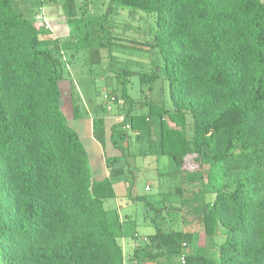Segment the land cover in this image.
Instances as JSON below:
<instances>
[{"label": "trees", "instance_id": "1", "mask_svg": "<svg viewBox=\"0 0 264 264\" xmlns=\"http://www.w3.org/2000/svg\"><path fill=\"white\" fill-rule=\"evenodd\" d=\"M42 3L29 6L35 13ZM21 5L0 0V264H159L183 243L184 264H264V0L108 1L110 13L122 5L130 20L154 18L149 36L172 107L144 99L137 108L128 69L120 71L113 95L125 106L117 105L121 118L110 126L120 154L106 163L122 158L130 166L133 135L168 158L159 177L174 183L199 174L207 184L177 186L179 199L168 208L185 228L164 230L152 218L154 232L127 259L104 206L112 183L92 176L62 110L59 42ZM73 21L72 39L88 38ZM114 27L90 32L109 36ZM158 72H140L141 87L150 91ZM71 104L76 117L80 106L75 98ZM92 133L104 141L102 116L93 118ZM147 203L157 214L167 208Z\"/></svg>", "mask_w": 264, "mask_h": 264}, {"label": "rangeland", "instance_id": "2", "mask_svg": "<svg viewBox=\"0 0 264 264\" xmlns=\"http://www.w3.org/2000/svg\"><path fill=\"white\" fill-rule=\"evenodd\" d=\"M16 1L26 5L30 2V0ZM63 1L68 4V12L74 11L77 13L76 16L79 18L78 22L82 31L89 33L88 38H84L85 33H83L72 42L60 44L61 47L65 48L67 58L66 56L63 58V54L58 52L63 61L65 60L68 63L59 66L60 72L63 73L62 78L67 79L60 82V89L62 110L72 128L75 127L74 125L78 121L74 120L72 116L70 83L75 85L76 89L74 91L80 105H85V107L83 106V115L87 114L88 109L93 113L100 110L99 113L103 114L102 109L112 110L111 113H113L116 111L117 105L122 106L121 110L125 106L123 101L122 104L113 103L109 109L107 108L109 96L113 95L120 86L121 79L118 77V73L124 69H128L129 75L126 73L128 77L127 90L136 100L137 108H141L146 99L161 100L166 107H172L168 96L167 82L162 73L158 72L161 59L157 50H155V44L151 42L149 36L150 29L154 25L152 16H143L140 19L135 17L130 20L127 7L122 5L116 6L114 11L110 13L107 11L109 0H89V10H77L75 4H80L78 0ZM83 1L86 2L87 0ZM21 7L24 9L23 5ZM23 13L29 18L33 17L31 11H23ZM107 13L108 15L105 17ZM81 14H84V16L81 17ZM138 16L140 15L138 14ZM35 22L38 23V21ZM128 23H131V27ZM101 25H113L115 27L112 28L109 36L97 31L101 34V37H99L97 34L94 35L95 33L90 32ZM36 26L40 25L36 24ZM100 41L104 44L107 41L110 46H100ZM155 71L158 72V78L152 84V89L149 91L147 85L142 88L138 79L139 73ZM68 81L70 82L68 83ZM82 100L83 102H81ZM99 104H104V108H100ZM190 121L191 117L187 115L186 132L188 135L191 133V130H189ZM81 137L87 143L85 134L82 133ZM188 144L190 148L193 145L191 141ZM128 150L130 153V166L129 168L128 166L125 167L126 179L133 195L122 199L120 202H116L112 198L104 200L108 218L112 222V229L123 245L125 259L131 255L136 244H143L145 236L154 232L152 218H155L159 223L158 225L164 230L185 228L178 210L168 208V205L176 204L177 199H179L177 186L182 187L184 190L207 186L205 178L199 174L194 176L193 179L187 177L183 180L178 177L174 183L165 180L164 177H159L158 172H164L169 167L168 158L165 155L151 152L148 150L145 141H137L133 135H130ZM141 150L145 154H139ZM189 165L191 169L195 168L194 163ZM136 195L140 198L135 197ZM147 202L154 205V208H163L165 205L167 208L165 207L166 209H163L159 215ZM161 214H163V217H160ZM122 218H124V221ZM192 228L197 227L190 226V229ZM216 239L219 240L220 237L217 236ZM181 254V251L175 253L170 258H164L159 264H180Z\"/></svg>", "mask_w": 264, "mask_h": 264}, {"label": "crops", "instance_id": "3", "mask_svg": "<svg viewBox=\"0 0 264 264\" xmlns=\"http://www.w3.org/2000/svg\"><path fill=\"white\" fill-rule=\"evenodd\" d=\"M80 4H75V7L77 10H89V0L86 2H83L81 0H78ZM82 3V6H81ZM30 4H23L24 9L21 7L22 11L29 12L31 11L34 20L38 21L36 23L40 26H45L52 34V36L57 40L59 52L63 54V58L66 56V50L64 47H61V43H68L70 39H72V29H73V23L74 19H78V16H76V12H68V4L63 0H43L42 5H40L37 9V11L34 13L30 6ZM89 6V7H88ZM86 8V9H85ZM84 16V14H81V17ZM80 36V35H79ZM78 36V37H79ZM75 39H72L74 41ZM70 41V42H72ZM68 56H66L67 58ZM68 63H66L67 65ZM62 80H67L63 79ZM61 80V81H62ZM60 81V82H61ZM70 81H68L69 83ZM70 99L75 98L80 106V112L78 116L73 118L74 120H77L78 122L74 125V129L78 133L82 143L84 144L87 155H88V163L91 170V174L95 179H101L104 177H107L110 179L112 183V187L114 190V196L112 197L113 200L116 202H120L122 199L127 198L128 196H132L133 192L129 189V184L126 179V164L124 163V160L122 158L120 160H116L115 162L111 164H107L106 159L111 156H118L120 152L113 146L110 135L111 130L110 126L120 119L119 109L117 108L115 112L111 113V111L107 110H101L103 111V114H100V110H97L99 112L93 113L91 110L86 111V115H83L82 111L85 105H80V101L76 96V92L74 91L75 85H72L70 83ZM61 87V84H60ZM74 87V89H73ZM83 102V100L81 101ZM100 108H104V104H99ZM95 116H102L105 119V125H106V134L103 142L98 141L92 133V121ZM71 126V125H70ZM85 134V138L87 143H85L81 137V135ZM140 141V140H139ZM92 153H91V152ZM151 151V150H150ZM152 152V151H151ZM139 154H145L142 150ZM130 153H128V156L126 158L127 162L129 161ZM130 165V164H129ZM129 168V167H128ZM95 171V175H94ZM132 189V188H131ZM136 197V196H135ZM111 199V198H110ZM120 220V218H119ZM124 221V218H122ZM153 233V232H152ZM151 234V233H150ZM149 235V234H148ZM151 264V263H150Z\"/></svg>", "mask_w": 264, "mask_h": 264}, {"label": "built area", "instance_id": "4", "mask_svg": "<svg viewBox=\"0 0 264 264\" xmlns=\"http://www.w3.org/2000/svg\"><path fill=\"white\" fill-rule=\"evenodd\" d=\"M109 101L107 102L108 105H107V108L109 109L110 108V105L113 104V103H118V104H122L123 103V100L122 99H117L114 95H111L109 96ZM126 128L128 129L129 128V125L127 124L126 125ZM182 254L180 256V264H184L185 263V255L188 253L189 251V247L188 245H186L185 243L182 244Z\"/></svg>", "mask_w": 264, "mask_h": 264}]
</instances>
